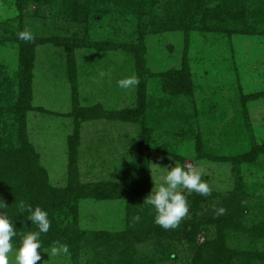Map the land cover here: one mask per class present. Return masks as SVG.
<instances>
[{"label": "rangeland", "instance_id": "1", "mask_svg": "<svg viewBox=\"0 0 264 264\" xmlns=\"http://www.w3.org/2000/svg\"><path fill=\"white\" fill-rule=\"evenodd\" d=\"M190 1L0 0V160H23L29 151L18 150L30 146L48 183L64 187L77 126L81 183L142 179L143 202L175 163H190L212 188L188 194L187 216L168 230L126 195L80 198L77 227L86 234L75 256L70 244L51 245L37 264H195L198 251L214 264L212 240L227 264H264V0ZM190 11L195 19L181 22ZM26 29L35 38L24 102L18 33ZM184 59L191 93L164 91L162 73ZM133 75L138 85L119 87ZM139 97L143 113L120 119ZM77 107L88 111L78 123ZM220 206L226 212L216 215ZM188 221L195 232L186 236ZM61 245L68 252L52 255Z\"/></svg>", "mask_w": 264, "mask_h": 264}, {"label": "trees", "instance_id": "2", "mask_svg": "<svg viewBox=\"0 0 264 264\" xmlns=\"http://www.w3.org/2000/svg\"><path fill=\"white\" fill-rule=\"evenodd\" d=\"M186 1L191 2L190 0ZM208 13V16L213 17L217 13V9H208ZM182 14L184 18L181 19V22H187L186 20L193 21L195 19V12L193 11ZM33 46V41L23 40H20L18 45L19 99L24 102L30 98L31 92L30 74L31 65L33 63ZM162 75H164V91L172 94L191 93V77L186 59L182 61L180 69H171L162 73ZM144 85L145 83L141 82L140 89L143 90V88H145ZM141 98L143 100V97ZM142 100L139 97L136 107L125 108L118 113V117L122 120L135 121L137 117L143 113L144 107L146 106L145 101ZM80 110L81 109L77 107L76 123L83 120L86 115L88 116L87 110ZM77 142L78 128L76 126L73 133L68 137V180L64 187H53L48 183L43 169L37 166L36 160H32L34 152L30 146L22 145V148L18 150L20 154L28 153L29 151V154H26L27 158L23 160L20 158H18V160H0V199H3L5 204L8 205L5 211L7 215L13 219L14 226L17 228L18 235L14 238L16 246H19V241L24 233L37 230V226L27 219V213L22 214L18 212L17 205L20 201H26L34 207L39 205L48 211L51 227L47 233L41 236L43 247L56 244H70L74 256L80 238L86 234L85 231L79 230L77 227V200L88 196H110V194H112L113 196L126 195V197L130 198L135 208L138 207V203H142L141 191L142 188L146 186V182L142 179L138 182L127 181L124 183L106 181L95 185L79 182L75 163ZM140 161L142 165H145L146 160ZM145 166L142 167L145 168ZM143 172H145V169H143ZM138 211L137 209V212ZM220 221L221 220L216 221L218 227ZM185 224V235H192L195 232L192 223L188 221ZM132 227L134 228V226ZM222 233L223 231L219 232L220 235H222ZM89 234L95 237L98 236L100 232L92 231ZM210 246L213 248V252ZM219 246H222L219 241L212 240L208 243V252L206 253L210 261L214 262V264H227L228 262L226 261L229 258L227 255L223 254L224 249ZM205 257L206 255L198 251L195 264H207Z\"/></svg>", "mask_w": 264, "mask_h": 264}, {"label": "clouds", "instance_id": "3", "mask_svg": "<svg viewBox=\"0 0 264 264\" xmlns=\"http://www.w3.org/2000/svg\"><path fill=\"white\" fill-rule=\"evenodd\" d=\"M18 37L23 41L34 40L31 30H23L18 33ZM119 87L128 89L138 85L139 79L136 76H127L120 79ZM205 173L202 169L192 166L190 163L177 164L167 170L162 183L145 196L142 204L151 206L155 212L154 222L164 228L175 229L180 226L181 221L189 212L187 195L192 192L207 196L212 188L203 178ZM8 205L0 199V264H10V257L15 256L16 264H37L41 262V252L44 250L42 234L49 231L51 220L46 209L39 205L35 207L26 201H20L17 205L19 213H27L26 217L32 224L37 226V230L28 231L22 235L19 246H16L14 238L17 237V228L5 209ZM226 212L223 206L215 209L216 215ZM133 221H140L139 214L133 216ZM52 255L60 252L67 253L68 246H55L50 249Z\"/></svg>", "mask_w": 264, "mask_h": 264}]
</instances>
